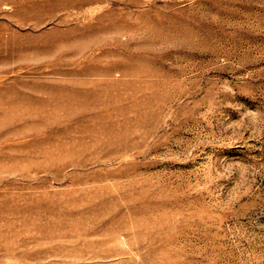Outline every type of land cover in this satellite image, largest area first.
Masks as SVG:
<instances>
[{
	"label": "rangeland",
	"instance_id": "1",
	"mask_svg": "<svg viewBox=\"0 0 264 264\" xmlns=\"http://www.w3.org/2000/svg\"><path fill=\"white\" fill-rule=\"evenodd\" d=\"M0 264H264V0H0Z\"/></svg>",
	"mask_w": 264,
	"mask_h": 264
}]
</instances>
